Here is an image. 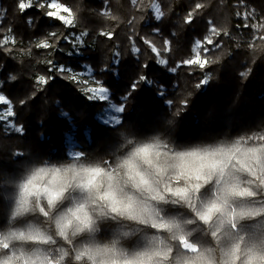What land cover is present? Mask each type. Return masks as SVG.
Instances as JSON below:
<instances>
[{"label": "trees", "instance_id": "obj_1", "mask_svg": "<svg viewBox=\"0 0 264 264\" xmlns=\"http://www.w3.org/2000/svg\"><path fill=\"white\" fill-rule=\"evenodd\" d=\"M40 1L21 12L19 0H0V91L12 104L14 124L23 128L7 132L0 124V171L15 173L21 161L33 158L69 159V134L79 152L92 156L107 154L120 128L141 136L166 131L182 146L264 128V40H253L264 36V0H59L71 10L69 27L47 17ZM155 1L163 13L159 19L151 10ZM246 8L254 15L247 21L238 15ZM72 32L86 33L78 58L122 105L116 125L96 119L102 101L89 100L68 74L49 69L52 60L72 58L63 52ZM7 35L12 41L3 43ZM44 40L51 47L38 48ZM197 40L206 47L203 68L183 63L193 57ZM175 111H183L175 129H165ZM24 149L29 155L11 158ZM5 209L0 200V224Z\"/></svg>", "mask_w": 264, "mask_h": 264}, {"label": "clouds", "instance_id": "obj_2", "mask_svg": "<svg viewBox=\"0 0 264 264\" xmlns=\"http://www.w3.org/2000/svg\"><path fill=\"white\" fill-rule=\"evenodd\" d=\"M116 136L105 155L0 171V264H264V128L186 146Z\"/></svg>", "mask_w": 264, "mask_h": 264}, {"label": "rangeland", "instance_id": "obj_3", "mask_svg": "<svg viewBox=\"0 0 264 264\" xmlns=\"http://www.w3.org/2000/svg\"><path fill=\"white\" fill-rule=\"evenodd\" d=\"M37 1H40V0H32V5H34L35 2H37ZM25 2L27 3V0H25ZM40 2H41V4L44 3L47 5V11H55L54 9L48 8V4L51 2V0H42ZM57 2L61 3L59 0H57ZM61 4H63V3H61ZM63 5L67 8H69L67 5H65V4H63ZM157 6H158V11H157ZM151 10H152V13L156 19L158 12L161 13V9H160L158 2H156V1L153 2V4L151 5ZM59 15L69 17V13L63 11V9H61L59 11ZM238 15L246 21H247V18H253L254 17L253 11L250 8H246L245 11L238 13ZM70 18L72 19V24H65L63 21L58 20V19L57 20L60 21L61 23H63L65 26L69 27V26L73 25V16H71ZM82 34H84V33L72 32L65 37L64 41H66L68 43V46H66L65 49H63V52L65 55H67L68 57H72V58L68 59L66 62L65 61L64 62H58L56 60H52V61L48 62L49 69L64 72V73L68 74V77L70 79H72V77L75 76L76 79L75 80L72 79V80L77 82V84L80 87L81 93L83 95H85L89 100L102 101L103 102L102 108L96 114V119L99 122L107 124V125H112V126L116 125L121 120L122 105L117 104L111 100L109 90L106 87H104L98 79L95 78V76L93 75L94 71H93L92 67L90 65L84 63L81 59L78 58L83 54L82 48L85 46V35H82ZM78 37L80 39H77ZM5 40L11 42L12 37L7 35ZM207 43H209L208 39H207ZM202 49H203V51H206V47H204V42L200 41L199 49L194 51L193 57L190 60H197L198 59L199 61L205 63L206 59L203 56ZM158 59H159V61L164 60L165 63H163V64L164 65L166 64V60L163 57H161L160 55H158ZM73 60L76 61L75 63L79 64L80 67H77L76 64H72L73 62H70ZM115 63H116V60H115ZM100 86H103L107 91H105L101 94H93V93L88 91L89 88H98ZM0 95H3L8 100V98L3 94V92L0 91ZM10 104H11V102H10ZM8 108H9V104L4 103L3 101H0V113L7 114ZM11 109H12V104H11ZM13 117L14 116H7L6 119H0V124L2 125V127H4V129L7 132L13 131V130H15L16 127H19V126H16L14 124ZM8 124H11L12 127L6 128L5 126ZM77 152H79V149L77 148V144H76L73 136L69 134L67 136V153L69 156H74Z\"/></svg>", "mask_w": 264, "mask_h": 264}, {"label": "snow or ice", "instance_id": "obj_4", "mask_svg": "<svg viewBox=\"0 0 264 264\" xmlns=\"http://www.w3.org/2000/svg\"><path fill=\"white\" fill-rule=\"evenodd\" d=\"M132 3L135 4L136 0H132ZM30 7H32V0H27V3L25 2V0H19L18 8H19V10L21 12H23L26 8H30ZM39 7L43 8L44 4H40ZM200 7H202V5H200V4L196 5V8H200ZM48 8L54 9L55 11H47L46 12V16L47 17L61 20L65 24H72V19L70 18L72 16L71 10L69 8L65 7L63 4L57 2V0H51V2L48 4ZM61 9H63V11H65V12H68L69 13V17H65V16L59 15V11ZM157 11H158V6H157ZM161 15H163V13H159L158 12V14L156 16V19H159ZM191 20H192V15L190 13L189 16L186 17V22L187 23H191ZM29 23H31V20H29ZM209 24H211V21H209ZM213 31H214V29H213ZM85 34L86 33H84L82 35H85ZM101 34L104 35L105 33H101ZM56 35L57 34L55 32L50 33V36H52V37H55ZM108 35H110V34H108ZM77 39H80V38L78 37ZM207 39H208V42L211 43V39L210 38H207ZM255 39L264 40V36L257 37V36L254 35L253 40H255ZM145 42L148 43V41H145ZM3 43H7V40H5ZM165 43H167V41ZM36 46L38 48H49V47H51V45L47 42V40H44V41L40 42ZM216 46L218 47L219 45H216ZM199 47H200V41L197 40L195 42V44L193 45V50L196 51V50L199 49ZM152 51L156 52L157 50H156L155 47H153ZM159 63L163 64V63H165V61L164 60H160ZM183 63L184 64L198 63L199 67H201V68H203L205 66L204 63L199 61L198 59L197 60H185V61H183ZM178 67H179V65H178ZM173 71H175V69H173ZM241 75H245V73H241ZM12 79H15V77H12ZM72 79L75 80L76 77L73 76ZM145 79L146 78L141 77V80H145ZM39 80L41 82H44V77H40ZM206 83H207V79L201 81V84H206ZM200 86H201L200 84L197 85V87H200ZM135 88H136V84L134 83L132 85V89L135 90ZM88 91L93 93V94H101V93H103V92H105L107 90L103 86H100L98 88H89ZM0 101H3L4 103L9 104V108H8L7 114L0 113V119H6L7 116H14L15 113L11 109L10 101H8L3 95H0ZM21 103H23V101H21ZM169 103H171V102H169ZM182 103L186 104V101H184ZM5 127L6 128L12 127V125L8 124ZM15 131L22 132L23 128L22 127H16Z\"/></svg>", "mask_w": 264, "mask_h": 264}]
</instances>
